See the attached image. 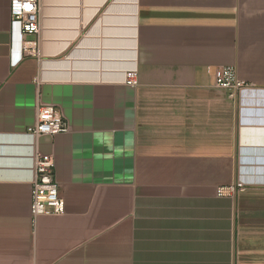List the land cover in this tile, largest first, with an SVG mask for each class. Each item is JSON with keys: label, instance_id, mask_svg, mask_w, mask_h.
Masks as SVG:
<instances>
[{"label": "crops", "instance_id": "1", "mask_svg": "<svg viewBox=\"0 0 264 264\" xmlns=\"http://www.w3.org/2000/svg\"><path fill=\"white\" fill-rule=\"evenodd\" d=\"M10 6L0 264H264V0H41L39 58ZM218 67L249 86L230 97ZM39 106L68 131L34 140ZM35 153L64 213L33 223Z\"/></svg>", "mask_w": 264, "mask_h": 264}, {"label": "built area", "instance_id": "2", "mask_svg": "<svg viewBox=\"0 0 264 264\" xmlns=\"http://www.w3.org/2000/svg\"><path fill=\"white\" fill-rule=\"evenodd\" d=\"M11 18L18 25L22 38V55L40 57V14L41 0H11ZM126 85H136V74H126ZM213 85L234 97L249 85L238 79L234 68L218 67L213 73ZM68 131V126L58 109L51 106H39L36 109L35 125L29 130L36 140L43 136H54ZM54 162L49 155L35 153L32 156L30 217L32 222L40 216H60L64 213V202L53 177ZM235 187L240 188L239 184ZM222 189H220L221 191Z\"/></svg>", "mask_w": 264, "mask_h": 264}]
</instances>
